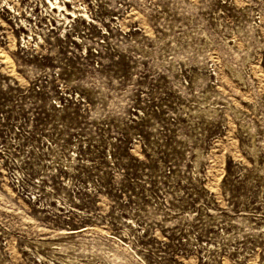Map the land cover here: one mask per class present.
Here are the masks:
<instances>
[{"label":"rangeland","instance_id":"rangeland-1","mask_svg":"<svg viewBox=\"0 0 264 264\" xmlns=\"http://www.w3.org/2000/svg\"><path fill=\"white\" fill-rule=\"evenodd\" d=\"M0 264H264V0H0Z\"/></svg>","mask_w":264,"mask_h":264},{"label":"bare ground","instance_id":"bare-ground-1","mask_svg":"<svg viewBox=\"0 0 264 264\" xmlns=\"http://www.w3.org/2000/svg\"><path fill=\"white\" fill-rule=\"evenodd\" d=\"M54 5L53 3H51V6ZM55 5H58L57 3ZM59 9H60V5L58 6ZM66 11L68 12V10L66 9Z\"/></svg>","mask_w":264,"mask_h":264}]
</instances>
